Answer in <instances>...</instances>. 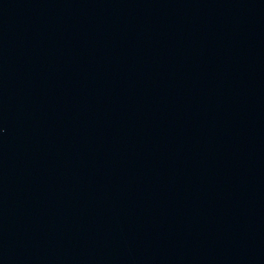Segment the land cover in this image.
<instances>
[{
    "label": "water",
    "instance_id": "1",
    "mask_svg": "<svg viewBox=\"0 0 264 264\" xmlns=\"http://www.w3.org/2000/svg\"><path fill=\"white\" fill-rule=\"evenodd\" d=\"M264 0H0V264H243Z\"/></svg>",
    "mask_w": 264,
    "mask_h": 264
}]
</instances>
